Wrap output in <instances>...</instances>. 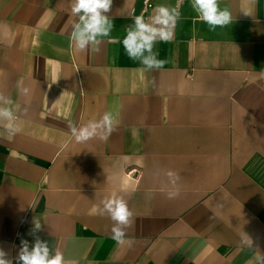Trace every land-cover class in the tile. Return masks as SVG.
Instances as JSON below:
<instances>
[{"label":"crops","instance_id":"obj_1","mask_svg":"<svg viewBox=\"0 0 264 264\" xmlns=\"http://www.w3.org/2000/svg\"><path fill=\"white\" fill-rule=\"evenodd\" d=\"M73 3L0 0V96L12 101L0 106L20 128L9 139L0 121L5 258L19 264L21 241L38 237L65 264H264V0H219L232 23L215 29L192 0L145 13L112 0L110 37L85 51L70 40ZM161 5L180 15L153 48L165 64L147 70L122 40ZM109 111L107 141L71 136ZM113 192L133 213L122 244L107 214H89Z\"/></svg>","mask_w":264,"mask_h":264},{"label":"clouds","instance_id":"obj_2","mask_svg":"<svg viewBox=\"0 0 264 264\" xmlns=\"http://www.w3.org/2000/svg\"><path fill=\"white\" fill-rule=\"evenodd\" d=\"M112 0H74L71 7L73 16L78 17V22L72 25L70 40L77 50L85 51L90 46H98L101 43L99 38L110 37L113 28L112 20L107 13L111 10ZM192 8L199 18L211 29L224 27L232 23V15L228 9L219 7V0H192ZM179 11L176 8L157 6L150 22H146L143 14L133 17V25L128 28L122 40L124 50L128 57L139 60L147 70L160 69L165 64L164 60L157 58L153 51L158 41L169 42L173 39L174 29ZM115 41L109 40V43ZM147 53V54H146ZM28 88L21 87V93L27 95ZM5 104H11L10 98H4ZM0 121H5L4 128L8 132V138L15 136L20 128L15 123V117L10 107L0 106ZM117 124L116 116L112 112H105L98 120H91L81 127L69 125L71 136L78 143H85L93 138L107 141L109 135L115 130ZM170 177L179 179L178 173L171 170L167 173ZM175 184V181L172 182ZM178 191L168 192L169 198H175ZM100 205H93L89 211L90 215H104L113 221L111 228L112 238L117 243H124L125 229L132 223L133 213L129 209L125 199L113 192L108 198L102 200ZM41 222L38 218L33 220L32 233L41 230ZM250 245L251 241H247ZM131 241H129V246ZM6 253L0 249V264H12L5 258ZM19 264H65L63 254L57 250L50 255V249L46 241L38 237L29 247L26 240L21 241V248L18 256ZM257 261L264 260V257L257 256ZM75 264V262H73Z\"/></svg>","mask_w":264,"mask_h":264},{"label":"built area","instance_id":"obj_3","mask_svg":"<svg viewBox=\"0 0 264 264\" xmlns=\"http://www.w3.org/2000/svg\"><path fill=\"white\" fill-rule=\"evenodd\" d=\"M153 1L154 0H142V12L145 13L147 10H149L153 6ZM176 1H181V0H176ZM135 13V9L131 10V14L133 15ZM134 171V170H132ZM132 171H128L127 175L131 176Z\"/></svg>","mask_w":264,"mask_h":264}]
</instances>
